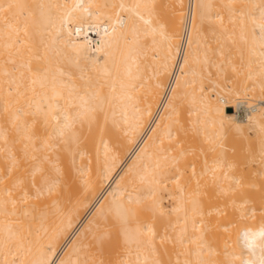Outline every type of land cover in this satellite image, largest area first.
<instances>
[{
	"label": "bare ground",
	"instance_id": "6f19581e",
	"mask_svg": "<svg viewBox=\"0 0 264 264\" xmlns=\"http://www.w3.org/2000/svg\"><path fill=\"white\" fill-rule=\"evenodd\" d=\"M187 1L0 0V264H264V0H192L167 86Z\"/></svg>",
	"mask_w": 264,
	"mask_h": 264
},
{
	"label": "rangeland",
	"instance_id": "374dc122",
	"mask_svg": "<svg viewBox=\"0 0 264 264\" xmlns=\"http://www.w3.org/2000/svg\"><path fill=\"white\" fill-rule=\"evenodd\" d=\"M146 39H148V37L146 38ZM254 99H255V96L253 95V94H250V96L249 97H247L246 95H244V94H241V100H243V101H247V103L248 104H252V103H254L255 101H254ZM187 110V108L185 109L184 108V111H185V120H184V124H187L185 121L188 119V116H190L189 114H188V112L186 111ZM186 112H187V114H186ZM184 128V132L185 133H189L188 131V127H186V129H185V127H183ZM183 131H182V133H183ZM192 131V130H191ZM190 131V133H192ZM185 133H183V134H185ZM222 134V133H221ZM186 135V137H187V135L188 134H185ZM220 135V134H219ZM224 135V136H223ZM183 136V135H182ZM221 136V135H220ZM225 136H226V132H225V134H224V132H223V134H222V137H221V139L219 138V137H215V140H217V142L214 140V142H216V144L214 143L213 144V140H212V142H208V141H197L196 139H187L185 136V138H186V144H184L185 143V141H184V143H183V141L181 142V145L179 144V145H175L173 142H175V140L176 139H174V140H169V141H171V143L170 142H168V141H165L163 144H162V147H164L163 149H167V148H169V147H171V145H175L176 146V148H173V150H171V151H169V153L170 154H175V153H177V154H180L181 153V155H182V157H184V160H185V162H184V165H185V167H186V165H188V164H191L192 162L193 163H195L194 164V166L193 167H195V168H198L199 169V167L200 166H204V165H212L213 163L211 162V160H213V159H215L216 158V156H218V155H221V156H224L225 157V161L226 162H230V163H232V164H234V166L233 167H235V163H236V161H237V165L240 163L243 167L244 166H246L245 164H246V162L248 161V159H249V157L250 156H252V154H255L254 152H252V151H250V150H252L251 149V147H253V146H255V144H249V143H247V142H244L243 140L241 141V139H236L235 138V136H233L232 138H229V137H231L232 135L231 134H227V136H229V137H227V138H225ZM224 137V138H223ZM216 138H219V140L218 139H216ZM189 140V141H188ZM197 142H196V141ZM191 141V142H190ZM210 141V140H209ZM194 142V143H193ZM183 143V144H182ZM190 143V144H189ZM248 145H249V147H248ZM174 146V147H175ZM178 149V150H177ZM181 149V150H180ZM253 151H254V149H253ZM223 157V158H224ZM239 160L241 161V162H239ZM254 160L256 161V159H255V157H254ZM258 162L259 161H256V163L258 164ZM193 163H192V165H193ZM212 163V164H211ZM255 162L253 163V161L250 163V165H253L254 166V164H255V166L257 165ZM244 164V165H243ZM196 165V166H195ZM189 166V165H188ZM186 167V169L187 170H189V172H190V167ZM198 166V167H197ZM238 167H241L240 165H238ZM189 172H184V175H186L187 177L186 178H188V176L189 175H187V173L189 174ZM186 173V174H185ZM205 177V178H204ZM203 178V181L201 182L200 180H194V181H192L193 182V185H190V184H192V183H190L189 182V180H188V183H189V185H188V187L189 188H191L192 186V188H194L195 186H197L200 182H201V186H200V184H199V187H198V189H202L204 186V188H205V190H204V188L202 189L204 192H205V194H204V192L201 190V193L199 194L200 196H199V199H204V200H202V201H200L201 203H206V204H209V202H210V200L211 199H215L216 198V196H217V198H216V200L218 201V202H220V200H222V199H224V198H220V197H222L221 196V193H219L218 192V194H217V191L215 192V190L213 189V188H209L210 186H208V184H207V181H209V180H207L208 178H206V176H204ZM185 178V179H186ZM189 178H190V176H189ZM188 178V179H189ZM200 178V177H199ZM198 178V179H199ZM200 179H202V177L200 178ZM192 180V179H191ZM204 180H206V181H204ZM196 182H198V183H195ZM202 183H203V186H202ZM205 183V184H204ZM186 185V186H187ZM188 187H185V189H187ZM202 187V188H201ZM207 187V188H206ZM184 189V190H185ZM196 189H197V187H196ZM207 190V191H206ZM187 192H188V189L186 190ZM202 193H203V195H205V196H203L202 195ZM215 193V194H214ZM184 194V193H183ZM182 194V196L183 197H185V195H186V192H185V195H183ZM198 194H195V195H198ZM220 194V195H219ZM210 195V196H209ZM219 195V196H218ZM189 196V195H188ZM209 196V197H208ZM173 199H174V197H172ZM172 198L171 199H168V200H166L165 199V205H170L173 201H172ZM185 198H187V197H185ZM208 200H209V202H208ZM224 200H226V199H224ZM224 200H222V202L221 203H228V205L226 204V206H229V207H231L232 205H229L230 203L229 202H227V201H224ZM185 202V204H187L189 201L188 200H184ZM206 201V202H205ZM214 200H211V203L213 202ZM217 201H216V203H217ZM224 205V204H223ZM223 205L221 206V207H223ZM226 206H224L225 208H226ZM234 206V205H233ZM223 207V208H224ZM229 207H227L228 209H230ZM231 208H233V207H231ZM234 209V208H233ZM232 209H230L229 211H231ZM234 211V210H233ZM232 212V211H231ZM223 230H225L224 228H223ZM226 232V231H225ZM164 241V240H163ZM165 241H168V240H165ZM171 242V241H170ZM165 243V242H164ZM166 245H168V246H173V244L171 243V245H170V243L168 242V243H165ZM175 244V243H174ZM176 246V245H175ZM175 246H173V247H175Z\"/></svg>",
	"mask_w": 264,
	"mask_h": 264
},
{
	"label": "built area",
	"instance_id": "2783aa9c",
	"mask_svg": "<svg viewBox=\"0 0 264 264\" xmlns=\"http://www.w3.org/2000/svg\"><path fill=\"white\" fill-rule=\"evenodd\" d=\"M192 5H193L192 0H188L187 4L185 5L184 19H183L182 30H181V35H180L179 52L177 54V59H176V64L174 66V71L172 73V76H171L170 81H169L167 86H170L171 81L173 79V76H174L175 72L178 70V63L180 61L182 52L184 51V47H185L186 42H187V36H188L189 28L191 25V21H192Z\"/></svg>",
	"mask_w": 264,
	"mask_h": 264
},
{
	"label": "clouds",
	"instance_id": "9594fccd",
	"mask_svg": "<svg viewBox=\"0 0 264 264\" xmlns=\"http://www.w3.org/2000/svg\"><path fill=\"white\" fill-rule=\"evenodd\" d=\"M262 233H264V227H261L260 229H258L256 232V235L258 237H264V235H262Z\"/></svg>",
	"mask_w": 264,
	"mask_h": 264
},
{
	"label": "snow or ice",
	"instance_id": "6c2138e0",
	"mask_svg": "<svg viewBox=\"0 0 264 264\" xmlns=\"http://www.w3.org/2000/svg\"><path fill=\"white\" fill-rule=\"evenodd\" d=\"M262 235H264V233H262Z\"/></svg>",
	"mask_w": 264,
	"mask_h": 264
}]
</instances>
